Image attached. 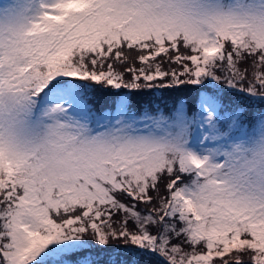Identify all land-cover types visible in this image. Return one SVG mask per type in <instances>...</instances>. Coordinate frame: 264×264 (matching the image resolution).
I'll return each mask as SVG.
<instances>
[{"label":"snow or ice","instance_id":"snow-or-ice-1","mask_svg":"<svg viewBox=\"0 0 264 264\" xmlns=\"http://www.w3.org/2000/svg\"><path fill=\"white\" fill-rule=\"evenodd\" d=\"M0 264H264V0L0 3Z\"/></svg>","mask_w":264,"mask_h":264},{"label":"trees","instance_id":"trees-1","mask_svg":"<svg viewBox=\"0 0 264 264\" xmlns=\"http://www.w3.org/2000/svg\"><path fill=\"white\" fill-rule=\"evenodd\" d=\"M137 99L141 102L146 100H154L156 104H159L162 108H165V110H167L166 106H171L173 104V98L167 94H165L163 98L141 97ZM186 102L190 107H194V103H195L194 99L188 98ZM107 104H108V99L105 97H101L99 103L96 106L97 108H102V107H106Z\"/></svg>","mask_w":264,"mask_h":264},{"label":"rangeland","instance_id":"rangeland-1","mask_svg":"<svg viewBox=\"0 0 264 264\" xmlns=\"http://www.w3.org/2000/svg\"><path fill=\"white\" fill-rule=\"evenodd\" d=\"M4 2V0H0V3H3ZM192 107H190V109H191Z\"/></svg>","mask_w":264,"mask_h":264}]
</instances>
